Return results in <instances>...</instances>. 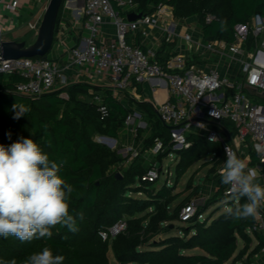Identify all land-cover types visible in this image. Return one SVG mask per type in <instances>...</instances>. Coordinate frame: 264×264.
I'll use <instances>...</instances> for the list:
<instances>
[{"label":"trees","instance_id":"obj_1","mask_svg":"<svg viewBox=\"0 0 264 264\" xmlns=\"http://www.w3.org/2000/svg\"><path fill=\"white\" fill-rule=\"evenodd\" d=\"M133 1L143 16L154 14L162 5L173 7L178 18L196 16L203 32V42L212 39L234 41L236 24L246 23L256 13L264 15V0ZM65 2L59 12L56 31ZM211 15L214 18L208 21ZM221 21L227 22L225 30H222ZM142 38L139 31L134 45L147 50ZM128 42L131 43L130 40ZM173 45L175 42L165 40L157 58L164 60L171 56L163 53ZM37 57L56 60L50 52ZM21 80L20 74L0 73V144L8 146L21 137L31 138L50 160L62 163L59 174L74 188L70 214L77 216L78 231L71 233L57 225L51 239L21 242L13 236L0 237V260L15 259L17 264H23L30 254L49 247L54 255L65 257L63 264H110L108 251L111 247L118 264H236L238 261L251 264L249 258H243L252 241L251 236L254 234L260 240L252 253L263 247L264 236L259 232L257 217L234 220L227 213V208L234 207L235 202L226 193L228 186L221 183L219 170L226 157L220 143L192 132L188 135L190 145L175 149L171 127L163 124L157 107L142 97V84L135 85L134 95L127 94L128 101L124 103L112 87H101L87 81L70 83L36 96H25L14 91ZM16 102L31 108V112L19 120L12 118L11 108ZM101 102L107 104L110 111L104 119L98 109ZM137 108L152 128L143 150L153 148L158 139L163 142V150L157 153L160 159L173 150H180L179 175L184 174L194 162L211 156V171H217L219 186L212 197L197 207L187 221L189 225H177L175 221H181V209L192 201V195L171 208L177 196L172 194L168 183L157 187L159 178L154 181L145 179L149 167H145L138 158L124 168L121 162L129 157H121L117 150L95 139L98 135L118 138L125 130L128 115ZM223 123L236 130L233 122L224 120ZM258 161L252 154L250 165ZM118 172L121 177L117 176ZM194 186L189 179L188 187L193 193L198 191ZM131 192L144 195L136 196ZM244 202L243 199L240 201L241 204ZM212 205H215L214 209L203 217ZM80 213L83 214L82 219ZM122 218L127 220L126 230L103 240L100 230ZM156 236L160 237L156 239ZM241 241L244 246L240 249ZM193 249L198 251H191Z\"/></svg>","mask_w":264,"mask_h":264},{"label":"built area","instance_id":"obj_2","mask_svg":"<svg viewBox=\"0 0 264 264\" xmlns=\"http://www.w3.org/2000/svg\"><path fill=\"white\" fill-rule=\"evenodd\" d=\"M6 7L18 13L21 2L11 0ZM165 9L166 5H162L156 13ZM131 12H138L133 0H85L83 22L88 33L69 48L68 62L45 57L0 58V73L20 74L23 80L16 84L14 91L25 96L40 95L70 84L72 73L77 69L91 78L110 79L114 89L131 95L136 84L157 79L159 82L152 86V91L165 88L169 96L163 101L154 98L150 102L157 107L163 124L171 127L175 149L188 147V135L192 132L209 141L214 136V142L222 145L225 157L226 146L249 162L255 154L259 161L249 167L264 172V15L256 13L246 23L236 24L234 41L212 39L204 43L186 34L185 39L191 48L197 46L200 57L176 53L161 60L156 51L144 50L128 42L129 34L137 33L142 25L156 23L157 18L152 14L130 20L128 15ZM213 18L211 15L207 20ZM108 20L115 26V37L111 41L100 40L101 29ZM173 25L175 23H171ZM28 26L34 30L39 27L31 22ZM202 53H206L209 59L234 61L239 69L228 74L217 68H202ZM97 98L101 100L100 96ZM98 109L103 119L110 113L103 102ZM133 115H128L127 124L131 123ZM224 120L233 122L236 130L223 123ZM198 124L205 127H198ZM98 140L108 143L110 138L98 135ZM150 150L159 153L163 150V142L158 139ZM160 171L157 165H153L144 178L154 181L160 177ZM226 193L229 194V186ZM205 201L202 196L185 204L180 220L189 221ZM256 217L261 229L264 205ZM127 226V220L122 218L101 229L100 236L103 240L110 239L125 231Z\"/></svg>","mask_w":264,"mask_h":264},{"label":"clouds","instance_id":"obj_3","mask_svg":"<svg viewBox=\"0 0 264 264\" xmlns=\"http://www.w3.org/2000/svg\"><path fill=\"white\" fill-rule=\"evenodd\" d=\"M226 23L221 21L222 30ZM11 111L12 118L19 120L31 108L16 102ZM210 141L216 138L210 137ZM225 151L221 183L229 186V195L235 202L234 207L227 208V213L234 220L254 218L264 205V186L258 182V172L228 146ZM61 167L62 163L50 160L31 138L21 137L8 146L0 144V237L13 236L21 242L51 239L57 225L71 233L78 231L77 216L70 214L74 188L59 174ZM242 199L245 202L241 204ZM79 217L82 219L83 214ZM64 260L63 255H54L49 247H44L30 254L23 264H63ZM0 264H17V261L0 260Z\"/></svg>","mask_w":264,"mask_h":264},{"label":"crops","instance_id":"obj_4","mask_svg":"<svg viewBox=\"0 0 264 264\" xmlns=\"http://www.w3.org/2000/svg\"><path fill=\"white\" fill-rule=\"evenodd\" d=\"M11 0H0V41L1 40H26V35L36 36L37 34L31 30L28 26V22L38 24L45 13L46 7L48 4H43L41 1L37 0H20L21 7L18 13L12 12L9 8L6 7V3ZM50 1V0H49ZM49 3V2H48ZM85 6V0H66L64 13L61 16L59 27L56 31V38L54 41L53 54L55 52L56 60L66 61L70 60L69 48L76 45L80 42V39L83 35H87V30L84 28L83 22V9ZM43 10V11H42ZM43 12V13H42ZM154 16L157 18V22L153 24L142 25L140 30L142 32V44L147 46V49L158 52L162 43L167 40L169 42H175V45L168 47L164 51V55L169 54L173 55L176 53H184L186 55H197V49L194 47L191 48L188 41L185 39L186 34H191L192 37L196 40L201 39L203 42V32L198 24V19L196 16L187 17V18H178L174 15L173 7L166 5V9L162 13H154ZM171 23L175 25L171 26ZM189 24V25H188ZM171 26V27H170ZM192 27V30H189V27ZM196 32H195V30ZM138 31V32H139ZM172 31H175L177 34H171ZM35 34H34V33ZM137 32V33H138ZM129 34L128 40L130 44H135L136 34ZM180 40L178 41V37ZM115 37V26L109 20L103 25L99 38L104 41H111ZM36 39V37H35ZM34 39V40H35ZM33 40V41H34ZM32 42V41H31ZM197 57V56H196ZM208 60L210 62H207ZM204 63L201 65L202 68H217L223 73L233 74L232 68L225 63L224 61H217L212 59H207L204 57ZM232 67V66H231ZM87 81L94 85L101 87H112L110 79L102 77H89L84 72L77 69L72 73V81L80 82ZM159 80L154 79L150 83H145L143 85V94L142 97L145 100L151 101L156 98L158 101L165 100L168 96V90L165 88H158L155 92L152 91V86L158 83ZM115 95L118 97V94L122 93L114 89ZM133 92V91H132ZM124 93V91H123ZM126 93V92H125ZM131 95V94H130ZM134 95V93H133ZM66 96V94L64 95ZM139 96V95H138ZM122 102L127 103V101L122 100ZM245 162L250 166V162L245 160ZM258 182L264 186V172H258ZM259 232L264 236V220L263 226ZM252 241L244 254V259L249 258L251 264H264V245L257 251L252 253L255 247L259 245V238L252 234ZM244 246V243H240L239 248L241 249ZM236 264H241V261H238Z\"/></svg>","mask_w":264,"mask_h":264},{"label":"rangeland","instance_id":"obj_5","mask_svg":"<svg viewBox=\"0 0 264 264\" xmlns=\"http://www.w3.org/2000/svg\"><path fill=\"white\" fill-rule=\"evenodd\" d=\"M37 1H41V3L43 4L45 3L48 4L49 2V0H37ZM192 29L193 28L190 26L189 30ZM31 30H33L36 34L38 32V29L35 30L31 29ZM35 37L36 36L32 37V35L25 36L28 42L33 41ZM177 37L179 41L180 37L179 36ZM196 48L197 46L195 45L194 49L196 50ZM54 49L56 48H53V50ZM53 50L50 51L51 57H55V52L53 54ZM202 54L204 55L203 57L208 59V55L206 53H202ZM196 56L197 58L200 57L199 54H197ZM205 61L210 62L208 60ZM223 61L225 63L227 62L230 68H232L233 73H235L239 69V65L235 64L234 61H229V60L227 61L223 60ZM240 79L241 77L239 78V80ZM127 94L129 93L122 92L118 94V97H120L124 101H127V97H128ZM132 114L134 115H133V119L131 120V123L127 124L125 122V130L123 133L119 135L118 138H116V142L114 146H111L109 143H103L107 147L117 150V152L120 154L121 157H129L127 161L121 162L124 165V168H126L134 158H138V160L142 161L145 167H150L152 164L157 165L161 169L160 177L156 183L157 187L168 183V186H170L172 194L177 196L175 200L172 202L171 208L177 206V204H179L180 201L187 198L189 195H192L191 200H197L199 197L202 196L205 197V199L212 197L214 192L217 190L219 183H218L217 171H211V169L213 168V162L210 161L211 156L194 162L184 174L179 175L177 170V163L181 151L173 150L168 155H166L164 159H160L157 156V153H154L151 150L148 151L143 150L144 141L150 136L152 132V128L147 123L145 117L142 116L138 108ZM135 118L136 120H134ZM138 128H141L142 130L139 131ZM95 139L98 142H100L98 140V136H95ZM189 179L193 181V184L195 185L194 189L198 190L197 192L193 193L192 188L188 187ZM131 194L136 196L144 195L142 193H135V192H131ZM215 205H212L210 209L203 215V217H207V215L211 212V210L214 209ZM175 223L177 225H184V226L189 225V223L181 222V221H175ZM159 237L160 236H156V239H158ZM191 251L196 252L198 250L193 249ZM108 257L110 260V264H118V261L116 260L113 249L111 247L108 251Z\"/></svg>","mask_w":264,"mask_h":264},{"label":"water","instance_id":"obj_6","mask_svg":"<svg viewBox=\"0 0 264 264\" xmlns=\"http://www.w3.org/2000/svg\"><path fill=\"white\" fill-rule=\"evenodd\" d=\"M64 0H50L46 7L42 21L38 28L36 39L32 42L26 40H1L0 41V58L17 59L20 57H37L48 54L55 41L56 25L59 12ZM140 12H131L128 15L130 20L142 18ZM111 146H114L116 138L110 137ZM121 177V173H117Z\"/></svg>","mask_w":264,"mask_h":264}]
</instances>
